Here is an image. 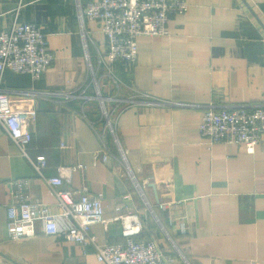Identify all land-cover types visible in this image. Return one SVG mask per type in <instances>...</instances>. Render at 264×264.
<instances>
[{
	"label": "crops",
	"instance_id": "crops-1",
	"mask_svg": "<svg viewBox=\"0 0 264 264\" xmlns=\"http://www.w3.org/2000/svg\"><path fill=\"white\" fill-rule=\"evenodd\" d=\"M187 3V12L169 18L167 34L137 37L134 63L108 67L98 63L107 51L99 21L87 19V49L82 44L75 0H0V30L14 21L38 24L55 54L37 80L6 69L2 88L17 107L36 110L27 152L45 156V175L70 167L64 186L101 196L106 222L90 229L97 244L124 243L123 224L111 217L131 212L141 224L134 239H153L175 255L172 264H264V141L253 152L232 142L209 143L198 130L201 108L131 101L135 92L198 103L264 101V0ZM100 99L144 199L103 129ZM16 179L30 199L57 210L43 178L0 125V264H106L90 242L40 231L7 238L6 203Z\"/></svg>",
	"mask_w": 264,
	"mask_h": 264
},
{
	"label": "built area",
	"instance_id": "built-area-1",
	"mask_svg": "<svg viewBox=\"0 0 264 264\" xmlns=\"http://www.w3.org/2000/svg\"><path fill=\"white\" fill-rule=\"evenodd\" d=\"M187 9V0H75L82 44L87 49V19L99 21V29L106 38L107 51L106 58L98 59V63L108 67L114 63H134L138 55L137 37L167 34L169 18L173 14H184ZM54 57V51L47 45L46 34L38 24L14 21L8 29L0 30V125L21 155L28 159L37 175L43 178L57 206V210H52L49 203L30 199L22 191L23 181L12 180L10 199L6 203L7 238L21 240L40 231L48 235L62 236L73 242H90L94 244L96 258L106 264H172L175 255L160 250L153 239H134V234L139 231L141 224L131 212L117 213L111 217L121 220L124 243L97 244L90 229L93 223L106 222L101 196L88 193L84 186L74 189L64 186V181L70 177V167L58 166L57 175L46 176L45 156L39 154L31 158L28 154L27 147L32 140L30 124L36 110L32 105L20 108L14 104L10 93L2 88L3 74L6 69L15 73L26 72L33 80H37L50 67ZM86 60L91 81L96 89V97L102 98L94 65L87 51ZM109 77L115 84L119 83L115 75ZM134 94L131 101L137 105L201 108L202 117L198 130L209 143L232 142L253 152L256 144L264 141V101L258 103L209 100L198 103L164 99L145 92ZM100 106L102 116L105 117L103 129L112 134L121 161L130 173L112 113L103 99H100ZM104 155L102 158H105ZM77 166L82 168L81 164ZM130 177L137 192L144 199V186L138 183L131 173ZM37 222L41 224L39 230L36 227Z\"/></svg>",
	"mask_w": 264,
	"mask_h": 264
},
{
	"label": "rangeland",
	"instance_id": "rangeland-1",
	"mask_svg": "<svg viewBox=\"0 0 264 264\" xmlns=\"http://www.w3.org/2000/svg\"><path fill=\"white\" fill-rule=\"evenodd\" d=\"M106 105V104H105ZM107 107V106H106ZM108 108V107H107ZM109 109V108H108ZM102 116V115H101ZM103 119H105V117L103 116Z\"/></svg>",
	"mask_w": 264,
	"mask_h": 264
}]
</instances>
